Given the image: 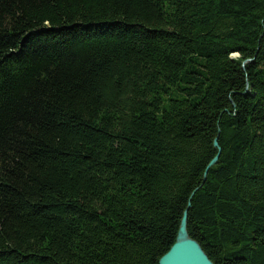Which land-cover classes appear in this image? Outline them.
<instances>
[{
    "label": "trees",
    "instance_id": "16d2710c",
    "mask_svg": "<svg viewBox=\"0 0 264 264\" xmlns=\"http://www.w3.org/2000/svg\"><path fill=\"white\" fill-rule=\"evenodd\" d=\"M188 203L264 264V0H0V264H158Z\"/></svg>",
    "mask_w": 264,
    "mask_h": 264
},
{
    "label": "water",
    "instance_id": "95a60500",
    "mask_svg": "<svg viewBox=\"0 0 264 264\" xmlns=\"http://www.w3.org/2000/svg\"><path fill=\"white\" fill-rule=\"evenodd\" d=\"M213 144L217 147L216 139ZM217 157L218 154L208 163L203 173L204 179L210 166L216 162ZM186 216L187 209L183 211L174 243L159 258L158 264H213L199 243L189 236L186 229Z\"/></svg>",
    "mask_w": 264,
    "mask_h": 264
},
{
    "label": "rangeland",
    "instance_id": "374dc122",
    "mask_svg": "<svg viewBox=\"0 0 264 264\" xmlns=\"http://www.w3.org/2000/svg\"><path fill=\"white\" fill-rule=\"evenodd\" d=\"M232 56H236V55H232ZM213 145H214V144H213ZM218 153H219V152H218ZM206 175H207V174H206ZM205 179H206V177H205ZM205 179H204V175H203L202 181L205 180ZM189 204H190V203H188V206H187V208H186L187 210H188ZM186 219H187V216H186ZM186 229H187V228H186Z\"/></svg>",
    "mask_w": 264,
    "mask_h": 264
}]
</instances>
